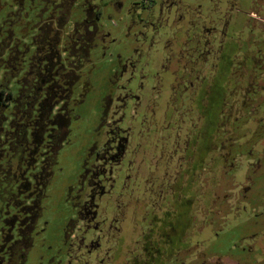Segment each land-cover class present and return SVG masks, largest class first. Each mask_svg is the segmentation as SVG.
Returning <instances> with one entry per match:
<instances>
[{"label": "rangeland", "instance_id": "rangeland-1", "mask_svg": "<svg viewBox=\"0 0 264 264\" xmlns=\"http://www.w3.org/2000/svg\"><path fill=\"white\" fill-rule=\"evenodd\" d=\"M151 2L121 0V5L115 8L109 0H101L98 4L100 15L97 16L95 23L99 30L108 33V36L103 41L94 40L87 60L78 71V81L73 86V93L67 104L68 133L55 154V163L51 167L52 174L40 199V216L37 223L39 233L28 254L26 264H46V259L61 245L64 227L76 220L75 205L78 196L83 197L82 188L87 181L83 180V177L88 174L86 171L98 168L102 170L101 167L107 162L104 161L102 165L96 164L97 151L106 138V124L112 122L115 117L109 128L118 126L117 122L120 121L122 112L128 116L122 124L129 133L126 150H130L132 154L136 149L138 155L130 159V154L124 157L123 161L114 157L108 165L112 166L114 171L118 170L116 167L118 165L123 172L119 174L114 172L111 177H105L98 182L101 187L103 181L104 190L110 186L109 197L102 195L99 205L105 223L111 216L117 217L120 223V228L109 231L108 243L104 242L108 230L100 232L102 234L98 255H103L102 251L114 250L118 256H122L113 261V264H122L126 254L138 252L139 242L136 240L141 230L139 221L144 214L150 211L155 213L157 207L154 205L155 208L144 210L140 197L144 193L145 183L150 182L154 176L174 173L176 163L173 161L165 167L164 161L171 160V154L174 158L179 156V152L177 155L173 153L172 143L177 137L181 141H187V128L190 123L184 114H177L175 117L177 120L170 115L162 114L165 109H172L173 102H176L172 97L173 89L170 83L172 75L169 77V72L173 74L177 71L173 69L174 66L170 65L169 71L163 73L161 79L165 80V85L168 84L163 90L157 86L158 89L143 90V94L135 91L136 88L139 89L140 82L146 85L147 82L159 78L160 73L157 72H160V68L155 62L158 56L165 52L162 43L157 44L156 37H153L154 39L150 37L152 33L149 27H158L157 22L154 21L152 25L153 20L146 18L147 14L156 9L149 6ZM258 2L259 6L264 5V2ZM241 6V10L248 11V0H241ZM74 16L76 19L80 18L79 14L72 10L69 22ZM209 19L203 18L206 25ZM198 27L195 24H184L186 32L182 41L189 39L188 42L191 43L192 37L197 32H202ZM140 31L145 32L146 40L139 34ZM159 33L162 34L161 31ZM228 33L231 35L230 31ZM244 36L248 37L247 32ZM244 41L240 39L242 45ZM171 46L174 48L172 44ZM243 47L245 49V44ZM170 55L173 56L171 53ZM123 64H126L125 70L122 68ZM128 88L138 92V97L140 96L138 102L134 100L135 103L141 104L147 110L153 106L154 109H150L149 112L152 114L154 111V122L159 126L156 130L152 129L153 122L149 118L141 119L145 109H127L129 103L122 111L116 109L117 116H114L113 110L119 102L118 97L123 96L122 92ZM235 88L238 90V86ZM255 97L253 106L243 109L263 111L264 92L259 91ZM226 100L228 105L229 103L240 105L238 95L233 96L232 92H229ZM133 112L140 113L133 116ZM259 115L261 117L262 113H258ZM164 127L166 128L163 129ZM261 127L260 122H256L249 125L250 129L246 128L243 131L245 136L244 139L242 136L241 144L245 140L248 145L240 146L242 148L239 152L243 155L241 158L239 154L233 153L236 155L234 159L236 165L232 174L223 173L221 164L217 162H210V174L206 173V169L201 171L204 175L200 174L197 178L193 190L200 186L207 191L210 219L202 223L201 219L205 217L203 213L206 209H202L203 206L199 207L197 203L192 206L189 215H192L195 221L180 235L178 252L175 253L173 264H264V159L254 171L255 166L252 168L249 165V161L255 160L256 152L262 146L260 141L255 144L256 139H261ZM132 129L135 130L134 133ZM251 133L255 134L254 137H251ZM109 135L113 136L110 132ZM121 135L123 136L124 132ZM238 135L234 132L232 137L236 140ZM138 143H141L140 145L143 143L144 146L141 147ZM246 148H250L253 155H247ZM260 152L264 154V149ZM213 155L214 152L210 154L211 157ZM128 171H130L128 177H125ZM92 180L96 181V176ZM247 185H250L249 190L243 191ZM100 187L98 191H102ZM109 199L114 207L120 203L117 211H111ZM122 203H125V207ZM36 255L42 257L38 259ZM162 260L163 264H171L170 259Z\"/></svg>", "mask_w": 264, "mask_h": 264}, {"label": "flooded vegetation", "instance_id": "flooded-vegetation-1", "mask_svg": "<svg viewBox=\"0 0 264 264\" xmlns=\"http://www.w3.org/2000/svg\"><path fill=\"white\" fill-rule=\"evenodd\" d=\"M150 1L152 2L149 3V6L156 9L147 14L146 18L153 20L152 25L154 21L158 25V27H149L152 33L150 37L151 39L156 37L155 43L161 42L165 52L162 56L160 54L155 62L160 68V72H157L160 73L159 78L147 82L146 85L140 82L139 89L136 88L135 91L143 94V90H153L158 87L163 90L168 85H165V80L161 79L163 73L169 71L170 65L174 66L173 69L177 71L173 74L169 72V77L172 75L170 81L173 89L172 97L176 102H173L172 109H165L162 114L163 116L164 114L165 116L170 115L175 120L178 119L175 118L177 114H184L190 123L187 128V141H181L177 137L172 143L173 153L177 155L179 152V156L174 158L171 154V160L167 158L168 160L164 161L165 167L173 161L176 163L174 173L171 175L164 173L166 176H154L150 182L145 183L140 202L145 211L155 208L154 205H156L157 214L150 211L140 219L141 230L139 238L136 240L139 242L138 252L131 255L126 254L122 264H163V258L170 259L171 264L174 263L180 235L183 231L188 230V227L195 221L192 215H189L192 206L194 207V204L197 203L199 207L202 205V209H206L203 213L205 217L201 219L202 223L210 219L211 213L208 207L210 201L207 191L205 192L200 186L193 190L195 181L200 174L204 175L201 171L205 169L206 173L210 174V162L220 163L223 173L232 174L236 165L234 161L236 155L234 154H239L241 158L243 155L239 152V149L242 148L240 146L248 145L245 140L241 144L242 136L243 139L245 136L243 131L249 128L250 124L256 122H260L262 125V132L261 139H256L254 142L255 144L261 142L262 146L260 150H257L255 160L249 161L252 168L255 166L253 171L264 159V154L260 152L261 149H264V110L258 112L257 109H247V111L243 109L253 106L255 95L259 91L264 92V5L259 6L258 2H264V0H248V11L241 10V0H216L215 2L191 0V3L190 0ZM109 3L115 8L121 5V0H109ZM142 5L143 2L140 6ZM86 16L87 20L82 26L83 29L81 28L82 31L80 28V31L78 29L76 31L80 40L79 44L77 42L75 45L76 50L86 48L89 53L90 48L94 46V40L103 41L108 33L93 25V20L91 22L88 20L90 15ZM204 17L210 18L208 25L204 22ZM184 24H195L197 27L199 25L198 28L202 31L194 33L196 35L190 40L191 43L188 42L189 39L182 41L186 32L183 28ZM244 27L247 29V38H244L246 33ZM160 31L162 34L159 33ZM229 31L231 35H229ZM139 34L145 40L147 39L144 31H140ZM240 39L245 40L243 43L245 49L240 43ZM61 49L66 50L67 56L76 55L72 47L66 46ZM176 54L178 55L176 56ZM63 59L61 58L59 61V56H57L56 60L58 63L60 62L59 71H57L62 79L67 75L64 70L67 66V58L63 57ZM125 67L126 64H123L124 70ZM236 86H238V90L235 88ZM133 92L129 88L124 89L123 96L118 97L119 102L113 110L114 116H117L115 115L116 109L122 111L129 103L127 109H145L141 119L149 118L153 122L152 129L156 130L159 126L157 122H154V111L152 114L149 112L150 109H154L153 106L147 110L141 104L135 103L134 100L138 102L140 96L138 97V92ZM229 92H232L233 96L238 95L240 105L233 103L228 105L226 96ZM179 107L181 109H178ZM137 113L140 112H133V116ZM258 113H262V116H258ZM121 114L120 121L117 122L118 126L109 128L115 117L112 122L106 124V138L104 137L105 140L97 151L96 164L102 165L104 161H107V165L104 163V167H101L102 170H98V168L86 171L88 174L83 177V180L87 179L86 185L82 188L83 197L81 198L79 195L75 205L76 220L64 227L61 245L46 259V264H113V261L122 256H118L114 250L106 251L107 255L105 251H102L103 255H98L100 235L102 234L100 232L104 229L108 230L104 240L108 243L109 231L113 228H120L117 217L111 216L106 223L105 217H102L99 208L101 196L109 197L111 192L109 191L110 186L104 190L103 181H101V187L98 182L105 177H111L114 172L118 174L123 172L118 165H116L118 170L114 171L113 167L108 165L110 160L117 157L119 161H123L124 157L131 154L130 150H126L129 133L122 125L128 116L126 117L123 112ZM116 131L119 133L117 134ZM132 131L134 133L135 130L132 129ZM109 132L113 136L109 135ZM122 132H124L123 136ZM234 132L239 134L236 140L232 137ZM130 135L134 137L133 134ZM254 135L251 133V137ZM251 140L252 138L249 141ZM140 146L143 147V143ZM246 150L247 155H253L250 148H246ZM134 152L129 156L130 159L138 155L136 149ZM212 152L215 155L211 157ZM129 172L125 173V177H128ZM95 176L96 181L92 180ZM44 187L45 185H43V189ZM99 187L102 191L97 190ZM249 188L250 185H247L243 191L249 190ZM109 201L111 202L110 199ZM118 204L120 205V203ZM119 205L114 207L111 202V211H117ZM122 205L125 207V203ZM33 245L34 243L30 244L27 253L19 258L17 264H26ZM41 257V255L39 257L36 255L38 259Z\"/></svg>", "mask_w": 264, "mask_h": 264}, {"label": "trees", "instance_id": "trees-1", "mask_svg": "<svg viewBox=\"0 0 264 264\" xmlns=\"http://www.w3.org/2000/svg\"><path fill=\"white\" fill-rule=\"evenodd\" d=\"M100 1L0 0V264H17L39 233L43 185L68 133L67 104L88 56L76 50V31L86 15L96 25ZM72 10L80 18L69 22ZM66 46L76 55L67 56ZM57 56L67 58L64 79Z\"/></svg>", "mask_w": 264, "mask_h": 264}]
</instances>
